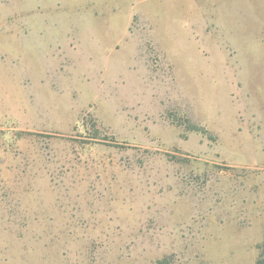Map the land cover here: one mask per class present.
I'll return each instance as SVG.
<instances>
[{"label":"rangeland","instance_id":"374dc122","mask_svg":"<svg viewBox=\"0 0 264 264\" xmlns=\"http://www.w3.org/2000/svg\"><path fill=\"white\" fill-rule=\"evenodd\" d=\"M263 240L264 0H0V264Z\"/></svg>","mask_w":264,"mask_h":264},{"label":"trees","instance_id":"16d2710c","mask_svg":"<svg viewBox=\"0 0 264 264\" xmlns=\"http://www.w3.org/2000/svg\"><path fill=\"white\" fill-rule=\"evenodd\" d=\"M189 129L193 130V131H203L201 129H199L197 126H193L191 124H189ZM203 133H206V131L204 130ZM259 250H260V253H259V257L257 259V262L256 264H264V240H263V243L259 246Z\"/></svg>","mask_w":264,"mask_h":264}]
</instances>
